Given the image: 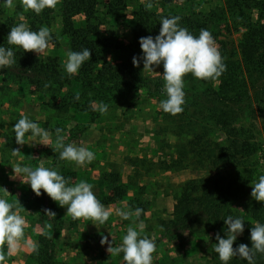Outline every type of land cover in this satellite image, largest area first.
Instances as JSON below:
<instances>
[{"label":"rangeland","instance_id":"374dc122","mask_svg":"<svg viewBox=\"0 0 264 264\" xmlns=\"http://www.w3.org/2000/svg\"><path fill=\"white\" fill-rule=\"evenodd\" d=\"M223 4L224 0H177L164 7L153 4L151 0H130L127 9L116 18L101 16L103 25L100 36L107 38L110 44L102 55L112 65L124 61L128 54L124 48L132 42L134 11L137 7L145 6L162 14L195 13L205 16ZM62 5L63 0H0V26L5 20H11L14 33L22 37L24 45L38 57L57 58L60 71L74 84V87L65 85L59 101H55L52 98L53 92L36 90L14 78L0 77V138L2 135L15 134L19 147L17 153L30 148L31 154L33 148L38 147L41 153L38 162L44 160L48 171L37 181V187L42 191L39 199L45 202L42 207L47 203L50 205V188L54 181L60 176L66 180L63 183L70 185L80 169L95 170L93 182L100 187L98 195H102L103 204L122 199L109 200L112 196L116 197L115 186L120 187L126 194L125 210L116 211L112 216L115 219H108L99 229L101 233H106L114 224L115 234L127 239L117 253L123 264L127 260H143L147 255L150 258L158 242L162 239L170 241L163 237L162 223L172 218L174 205L184 186L214 175L212 167L207 162H201L195 153L199 148L196 146L197 140L228 145L227 132L202 112L200 107H191L166 93L151 94L145 89H109L112 83L100 86L95 76L90 78L92 86L86 89L87 96L80 100L79 106L71 104L66 109H58V105L64 104L63 97L76 94L75 79L83 75L71 53L70 39L63 32ZM251 14L256 20V12L252 10ZM227 19L230 22L229 16L217 20L218 29L213 28L214 37L203 39V65L217 59L221 49L220 41L225 38L233 42L235 47L238 46L245 30L238 24L235 26L237 28L233 26L232 32L228 33ZM73 22L76 27H83L85 16L78 15ZM144 56L140 77L153 88L158 86L162 91L172 93L177 87H207L201 82V75L190 82L179 73L161 72L155 42L144 51ZM0 60L7 61L1 57ZM243 77L250 89L262 85V81L246 68L243 69ZM70 99L66 102L72 101ZM88 105L91 112L79 111L81 107L88 108ZM238 126L246 128L248 123L243 121ZM255 127L249 136L250 142L257 145L255 153L249 155L246 163L249 171L248 185L250 196L261 198L264 204V128L258 123ZM27 136L30 138L28 142ZM52 137L65 139L61 140L57 149L46 148L50 144L46 139ZM9 146L15 148L17 144L10 143ZM18 165V170L24 168L22 163ZM8 179V176L0 177V203L3 196L12 197L14 187L18 185V181L10 182ZM113 181L107 191L108 183ZM27 183L31 182L27 180ZM0 207L3 205L0 204ZM5 209L11 213V204ZM58 211L56 207L52 209L54 217L52 227L51 224L49 226L53 232L40 235L35 242L32 239L30 243L26 236L14 238L17 232L29 230V226L3 223L0 218V230H5L0 234V264L27 263V252L24 250L27 247L32 254L28 257L29 264H48V261L51 264H66L58 253L61 242L59 236L64 226L55 216ZM77 216L74 212L68 215L69 224L65 228L69 226L72 231L77 226ZM136 218L140 221V229L134 233L130 224ZM36 220L41 221L40 226L43 227L42 215H38ZM232 234L239 235L234 229ZM222 235L221 226L206 237L187 232L183 238L172 240L173 248L179 255L175 256L171 264H219L212 260V251L222 243ZM68 246L79 247V243H65V247ZM138 247L144 250L138 251Z\"/></svg>","mask_w":264,"mask_h":264},{"label":"trees","instance_id":"16d2710c","mask_svg":"<svg viewBox=\"0 0 264 264\" xmlns=\"http://www.w3.org/2000/svg\"><path fill=\"white\" fill-rule=\"evenodd\" d=\"M129 1L63 0V32L70 39L71 53L83 75L75 79L76 94L67 96L72 103L66 102L68 98L65 96L64 104L57 108L63 110L71 104L79 106L80 100L87 96L86 89L92 86L90 78L93 76L100 86L112 83L109 89L166 93L191 107H200L215 124L226 130L228 145L197 140L199 148L195 153L201 162L212 167L214 175L184 186L174 205L172 218L162 223L163 237L177 240L187 232L206 237L222 226V243L212 251L213 261L219 264H264V204L261 198L250 196L246 165L257 145L250 142L249 136L257 123L264 128V0H224L223 6L215 7L205 16L162 14L145 6L137 7L132 42L124 48L128 54L122 63L112 65L102 55L110 44L107 38L100 36L101 16L116 18L127 9ZM151 1L166 7L177 0ZM252 10L256 12V20L251 16ZM78 15L85 16V26L74 25L73 19ZM228 16L231 18L230 22L226 21L228 33L238 24L245 30L238 46L225 38L220 41L217 59L203 65V39L214 37L217 20ZM9 21L5 20L0 26V57L7 60H0V77L14 78L36 90L53 92L52 98L59 101L65 85L74 87V84L60 71L57 58L34 55L24 45L22 37L14 33L12 21ZM153 42L156 43L161 72L179 73L190 82L201 75V82L207 87H177L170 93L143 81L140 71L144 67V51ZM244 68L256 75L262 85L250 89L243 77ZM87 107H81L79 111L92 110L89 105ZM243 121H247L248 127L238 128ZM119 188L115 186L116 197H110V201L126 195ZM232 229L239 235L232 234ZM137 250L142 252L144 249L138 247ZM147 258L148 255L143 260H127L125 264H145Z\"/></svg>","mask_w":264,"mask_h":264},{"label":"crops","instance_id":"0c3cea01","mask_svg":"<svg viewBox=\"0 0 264 264\" xmlns=\"http://www.w3.org/2000/svg\"><path fill=\"white\" fill-rule=\"evenodd\" d=\"M29 139V136H27V142ZM64 139L61 137L46 139L50 144L45 147L57 149L62 143L61 140ZM10 143H15L17 146L13 148L9 146ZM17 148L19 147L15 134L1 136L0 177L8 176L10 182L18 181V185L14 187L15 193L13 196H3L1 200L0 204L3 205V207H0L1 222L18 223L23 227H30L27 231L17 232L14 238H25L26 236V240L30 243L32 239L35 242L40 235L45 233L50 235L53 232L51 231L52 218L54 217L52 209L56 207L59 211L55 216L64 225L63 232L59 236L61 242L58 246L59 257L62 258L63 262H67L66 264H123L117 253L123 248V242L126 244L127 239L124 236L118 237L115 234L114 224H112L111 228L108 227L109 230L106 233H101L99 226L108 221V219H115L112 216L116 211L125 210L126 204L124 200L126 195L117 202L103 204L101 202L102 195H98L100 187L98 183L93 182L95 170L93 168L88 170L80 169L75 173V179L73 183H69L70 185L63 183L66 180L59 176L58 180L54 181L50 188L52 193L50 205L47 203L46 206L42 207L41 205L45 202L39 199L42 196V191L37 187V181H40L43 174L48 172L45 168V161L42 160L43 163L38 162L41 156L38 147H34L31 154L30 148L22 149L18 153L16 152ZM44 154L48 156L47 152ZM19 162L23 164L24 168L20 167L18 170ZM27 180L31 183L28 184ZM3 181L1 183L4 184ZM111 185V183H108L107 191H109L107 188H110ZM9 204H11L12 208L11 213L5 209L8 208ZM40 208L42 209L38 211ZM73 212L78 215V220L77 226L71 231L69 226H67L68 228H65V226L69 224L68 215L70 216ZM38 215L43 217V227L40 226L42 222L36 220ZM50 224L51 227L49 226ZM130 226H132V231L134 230L133 232L136 233L140 229V221H137V218L133 219ZM4 231V229L0 230V234L4 233ZM20 233H22V236ZM74 241L79 243V247H65V243ZM172 244V240L165 241V239H162L154 247L152 257L147 258L145 264H149L150 261L151 264H171L175 256L179 255ZM24 250L27 252V263L25 264H29L30 260L28 257H31L30 255L32 254L29 251V247Z\"/></svg>","mask_w":264,"mask_h":264}]
</instances>
